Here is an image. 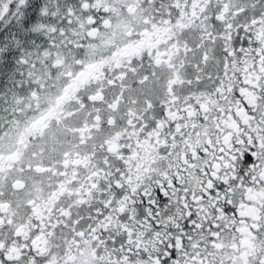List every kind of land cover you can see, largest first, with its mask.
I'll use <instances>...</instances> for the list:
<instances>
[{"label": "snow or ice", "instance_id": "1", "mask_svg": "<svg viewBox=\"0 0 264 264\" xmlns=\"http://www.w3.org/2000/svg\"><path fill=\"white\" fill-rule=\"evenodd\" d=\"M0 264H264V0H0Z\"/></svg>", "mask_w": 264, "mask_h": 264}]
</instances>
